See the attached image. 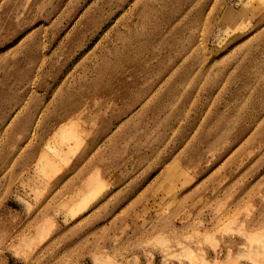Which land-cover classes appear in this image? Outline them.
<instances>
[{
    "label": "rangeland",
    "instance_id": "374dc122",
    "mask_svg": "<svg viewBox=\"0 0 264 264\" xmlns=\"http://www.w3.org/2000/svg\"><path fill=\"white\" fill-rule=\"evenodd\" d=\"M0 264H264V0H0Z\"/></svg>",
    "mask_w": 264,
    "mask_h": 264
},
{
    "label": "bare ground",
    "instance_id": "6f19581e",
    "mask_svg": "<svg viewBox=\"0 0 264 264\" xmlns=\"http://www.w3.org/2000/svg\"><path fill=\"white\" fill-rule=\"evenodd\" d=\"M68 151H69V149H64V150L62 151V154L65 155V154H67Z\"/></svg>",
    "mask_w": 264,
    "mask_h": 264
}]
</instances>
